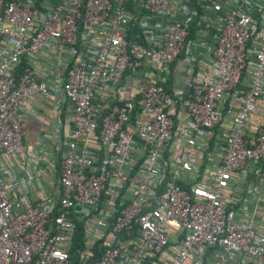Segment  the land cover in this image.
<instances>
[{"label": "built area", "instance_id": "2783aa9c", "mask_svg": "<svg viewBox=\"0 0 264 264\" xmlns=\"http://www.w3.org/2000/svg\"><path fill=\"white\" fill-rule=\"evenodd\" d=\"M42 97L69 130L16 175ZM263 161L264 0H0V264H264Z\"/></svg>", "mask_w": 264, "mask_h": 264}, {"label": "crops", "instance_id": "0c3cea01", "mask_svg": "<svg viewBox=\"0 0 264 264\" xmlns=\"http://www.w3.org/2000/svg\"><path fill=\"white\" fill-rule=\"evenodd\" d=\"M136 68L137 74L135 78L139 77V71ZM145 69L144 67H141ZM134 81H131L132 84ZM23 117L26 133L22 136L23 151L14 159L12 170L16 175L20 174L23 170L28 171L29 167H40L48 162L55 165V156L50 153L51 146L57 141L65 138L69 127L64 123V116L66 114L63 110L56 109L50 97H42L40 99L33 98L24 103ZM52 134H57V137ZM56 138H59L56 140ZM50 153V154H49ZM247 176V183L255 185L254 194L260 203L256 215V227L264 230V161L259 165V172L262 175L256 176L253 173V166L249 168ZM236 196L241 198L240 202L235 204V207L245 206V210H241L246 215L254 203L245 191V185L238 187ZM38 196H42L40 193Z\"/></svg>", "mask_w": 264, "mask_h": 264}, {"label": "rangeland", "instance_id": "374dc122", "mask_svg": "<svg viewBox=\"0 0 264 264\" xmlns=\"http://www.w3.org/2000/svg\"><path fill=\"white\" fill-rule=\"evenodd\" d=\"M26 130H28L27 127L24 129V131H23V135L26 133ZM23 135H22V136H23Z\"/></svg>", "mask_w": 264, "mask_h": 264}, {"label": "trees", "instance_id": "16d2710c", "mask_svg": "<svg viewBox=\"0 0 264 264\" xmlns=\"http://www.w3.org/2000/svg\"><path fill=\"white\" fill-rule=\"evenodd\" d=\"M21 66H22V65H21ZM20 70H21L20 67H18V70H17V71L19 72Z\"/></svg>", "mask_w": 264, "mask_h": 264}]
</instances>
